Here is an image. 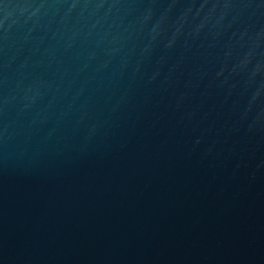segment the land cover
Masks as SVG:
<instances>
[{
    "label": "water",
    "instance_id": "obj_1",
    "mask_svg": "<svg viewBox=\"0 0 264 264\" xmlns=\"http://www.w3.org/2000/svg\"><path fill=\"white\" fill-rule=\"evenodd\" d=\"M0 264H264V0H0Z\"/></svg>",
    "mask_w": 264,
    "mask_h": 264
}]
</instances>
